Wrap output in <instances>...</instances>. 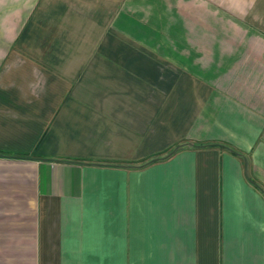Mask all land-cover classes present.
I'll return each mask as SVG.
<instances>
[{"label":"crops","instance_id":"obj_1","mask_svg":"<svg viewBox=\"0 0 264 264\" xmlns=\"http://www.w3.org/2000/svg\"><path fill=\"white\" fill-rule=\"evenodd\" d=\"M261 189L264 0H0V264H264Z\"/></svg>","mask_w":264,"mask_h":264},{"label":"trees","instance_id":"obj_2","mask_svg":"<svg viewBox=\"0 0 264 264\" xmlns=\"http://www.w3.org/2000/svg\"><path fill=\"white\" fill-rule=\"evenodd\" d=\"M183 146L179 145L176 146V148L172 149L167 155H165L164 157H162L161 159H166L168 158L170 155H172L173 153H175L178 149L182 148ZM234 154L240 155L238 152L231 150ZM20 157H26V156H20ZM160 159V158H158ZM256 187L258 189H260V187L258 185H256ZM262 190V189H261ZM262 192L264 193V191L262 190Z\"/></svg>","mask_w":264,"mask_h":264}]
</instances>
